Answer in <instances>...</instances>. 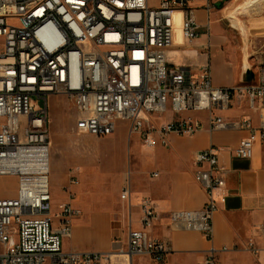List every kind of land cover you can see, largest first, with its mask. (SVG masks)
I'll use <instances>...</instances> for the list:
<instances>
[{
    "label": "built area",
    "instance_id": "1",
    "mask_svg": "<svg viewBox=\"0 0 264 264\" xmlns=\"http://www.w3.org/2000/svg\"><path fill=\"white\" fill-rule=\"evenodd\" d=\"M193 1L0 0V175L17 177L14 195L0 196V264H133L132 258L141 255L159 263L168 246L149 229L162 218L174 229L197 230L212 242L215 191L220 190L221 202L226 199L214 146L194 156L205 204L163 214L144 197L141 227L129 228L127 245L118 250H64L62 238L70 236L81 210L71 204L69 191V200L53 212L49 184L51 95L73 104L75 132L106 136L125 120L147 146L167 145L169 133L192 135L202 127L201 120L180 117L182 112L204 110L212 129L229 127L214 110L245 97L258 122L235 124L248 134L234 154L248 158L255 142L264 144V66L253 81L216 86L209 60L197 74L167 62L176 30L186 41L199 35ZM203 1L207 11L214 7L212 0ZM168 111L173 117L159 122ZM129 194L124 186L120 197ZM256 230L264 237V220ZM220 250L226 247L210 244L199 264H221Z\"/></svg>",
    "mask_w": 264,
    "mask_h": 264
},
{
    "label": "crops",
    "instance_id": "2",
    "mask_svg": "<svg viewBox=\"0 0 264 264\" xmlns=\"http://www.w3.org/2000/svg\"><path fill=\"white\" fill-rule=\"evenodd\" d=\"M151 1L157 3V0ZM240 1L212 0L214 7L207 11L203 0H194L192 5L197 7L195 12L199 35L186 41L176 30L173 44L166 52L168 64L190 68L197 74L202 63L207 60L211 63L212 57L211 77L214 85L233 86L246 80H255L258 70L256 75L253 71L249 74L244 70L243 63L224 49L227 38L221 32L217 20V14L223 12L226 6ZM214 111L223 116L230 124L229 127L212 129L204 110L182 112L180 117L201 120L202 127L192 135L169 133L167 145L157 142V146H147L142 143L143 147L151 150L144 158L132 150L133 159L128 164V178L122 186L129 187V198L118 199V209L113 219L109 213L95 212L94 217L82 221L74 231L72 223L68 237L76 235L75 247L66 251H112L125 248L129 228L141 227L140 202L144 197H149L155 208L163 214L172 210L202 207L206 202V193L195 177L194 156L196 152L214 146L217 148L218 166L225 180L226 199L221 202L220 190L215 191L218 209L212 220V242L197 230L174 229L162 218L149 229L152 237L163 240L168 246L162 264H199L210 244L217 249L226 247L225 251L217 253L221 264H264V237L256 230V226L264 220V144L255 142L248 158L234 154L240 139L248 134L247 129L235 124L244 119H250L256 124L258 112L248 106L245 97L237 96L227 108ZM167 114L168 117L165 118V114L159 122L173 117L172 112L168 111ZM133 135L134 143L142 140L138 134ZM69 181L65 169L58 177L51 176L52 205L69 200ZM84 230L86 233L89 230L102 232V245L92 249L86 247L80 238ZM151 261L148 256L142 255L132 258L133 264H151Z\"/></svg>",
    "mask_w": 264,
    "mask_h": 264
},
{
    "label": "rangeland",
    "instance_id": "3",
    "mask_svg": "<svg viewBox=\"0 0 264 264\" xmlns=\"http://www.w3.org/2000/svg\"><path fill=\"white\" fill-rule=\"evenodd\" d=\"M223 12L217 14V20L221 32L227 38L224 49L233 54L244 67L248 64L249 74L253 71L256 75L258 68L264 66V0H241L226 6ZM1 43L0 38V46ZM210 64L212 66V57ZM49 115V184L51 176L58 177L64 169L68 180L72 174L76 176V182L69 188L70 202L81 210L79 218L82 219L73 220L72 231L82 221L94 217L95 212L109 213L113 219L118 209L120 191L128 178V164L133 159L132 150L142 158L149 155L151 150L142 146V140L134 143V135L129 132L125 120H118L115 131L107 137L75 132V109L63 95L49 97ZM168 115L166 113L165 118ZM16 188V176L0 175V196H12ZM56 209L57 204L53 203L52 211ZM80 238L91 249L102 245V232L89 230L86 233L84 230ZM75 240L74 234L72 237H63L62 248H74ZM151 264L157 263L151 261Z\"/></svg>",
    "mask_w": 264,
    "mask_h": 264
},
{
    "label": "bare ground",
    "instance_id": "4",
    "mask_svg": "<svg viewBox=\"0 0 264 264\" xmlns=\"http://www.w3.org/2000/svg\"><path fill=\"white\" fill-rule=\"evenodd\" d=\"M243 67H244V65H243ZM247 68H248V64H247V66H245V67H244V70L246 71V70H247Z\"/></svg>",
    "mask_w": 264,
    "mask_h": 264
}]
</instances>
